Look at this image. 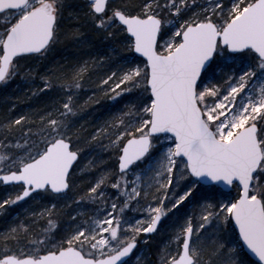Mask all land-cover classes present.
Listing matches in <instances>:
<instances>
[{
  "label": "snow or ice",
  "instance_id": "1",
  "mask_svg": "<svg viewBox=\"0 0 264 264\" xmlns=\"http://www.w3.org/2000/svg\"><path fill=\"white\" fill-rule=\"evenodd\" d=\"M85 23L107 38L122 32L128 49L126 67L99 81L112 100L129 95L127 110L87 138L115 153L117 167L88 160L87 171L99 174L68 201L72 216L61 232L56 197L77 179L76 99L90 64L39 73L32 95H63L0 124V183L20 189L0 200V211L38 196L49 203L29 216L45 225L33 232L21 221L0 233V264H128L140 233L147 243L190 202L198 214H184L161 264H264V0H0V84L34 80L36 69L20 61L43 57L62 36L82 40ZM85 201L99 207L81 219L76 205ZM128 210L145 215L130 222Z\"/></svg>",
  "mask_w": 264,
  "mask_h": 264
},
{
  "label": "trees",
  "instance_id": "2",
  "mask_svg": "<svg viewBox=\"0 0 264 264\" xmlns=\"http://www.w3.org/2000/svg\"><path fill=\"white\" fill-rule=\"evenodd\" d=\"M74 2L83 3V0H74ZM125 2L127 0H112L115 5ZM132 2H135V0H132ZM80 11L83 12V9L81 8ZM81 31L84 33V38L80 41L70 38L66 39L62 36L43 57L38 55L26 56L20 61L22 65H30L35 68L38 75L31 81H26L20 76H16L7 84H0V124L17 115L45 108L52 100L58 101V98L63 95V93L58 94L56 91L50 90H45L38 95H32L30 89L42 87L39 73H43L47 68L60 65L71 66L77 61L83 62L84 60H89L90 69L85 74V85L79 92V98L76 99V103L82 105L81 112L75 120V127L83 129L78 147H81L83 151L92 147L93 145L88 144L87 138L93 133L94 129L111 116L127 110L125 104L130 100L128 94H122L117 99L112 100L110 98L111 93H106L105 89L99 86L100 79H103L111 71L122 70L126 67L121 60V57L128 55V49L124 47L125 41L120 38L124 34L120 32L116 38H107L103 31H98L91 23H85ZM114 48L116 49L115 52L113 51ZM100 56L107 58L106 63L99 62L98 58ZM90 57H96L97 64L92 65ZM109 87H111V84H109ZM90 96L92 100L84 104V101L88 100ZM13 104H15V108H12ZM89 186L88 180L80 177L79 180H76L73 188L75 189V194L80 195L86 192ZM47 203H49L48 200ZM59 205L60 203H58V207ZM18 210L15 209L14 211L17 212ZM63 212L60 209L61 217H57L59 222H66L65 218L68 215H63ZM23 215L24 213H18V220L22 218L21 220L26 222ZM21 220L18 222H21ZM6 221L7 219L0 218V233L6 232L12 226L11 224L5 225ZM156 253L157 249L154 250L149 247L144 255L146 260L140 258L137 262H132L131 259L130 262L131 264H151V262L156 260Z\"/></svg>",
  "mask_w": 264,
  "mask_h": 264
},
{
  "label": "rangeland",
  "instance_id": "3",
  "mask_svg": "<svg viewBox=\"0 0 264 264\" xmlns=\"http://www.w3.org/2000/svg\"><path fill=\"white\" fill-rule=\"evenodd\" d=\"M59 100H60V97L58 98V102ZM102 143L107 144V140L105 139L104 141H102ZM93 157H95L96 159L99 170L114 169L117 167L116 161H115V154L113 152L108 151L107 149L102 151L100 147L93 144V146L90 147L88 150L83 151L82 158L80 159L79 166L75 173L77 177L76 180H79L80 177H83V178H86L88 182H90L94 176L99 174V171L97 169H92L91 172L87 171V168L89 167L87 162L90 158H93ZM138 167H142V166H138ZM81 169H85L86 171L81 172ZM19 190L20 189L18 185L4 186L0 183V200L7 198V196L9 195L17 194ZM233 191L235 190L233 189ZM152 192L154 194L155 189H152ZM199 195H202V194L198 193V196ZM76 196L77 195L75 194V189L73 188V190L68 192L67 195L56 197V201L60 203L58 207L59 210L62 209L64 211L63 215H68L65 218L66 222L64 221L59 222L61 232L67 226V221L72 216L73 205H69L68 201L70 200L74 201ZM45 202L47 203V201H44V200L42 201L41 198L38 196L28 198L25 201L17 202L14 205L6 206L3 211H0V218L7 219V221L4 223L5 225H8V224L12 225L13 223H17L18 221L22 219V218H19L18 220L19 216H17V214L24 213L23 218L26 219L25 223L30 224V228L33 232H39L40 228L45 225V221L41 220L38 223H32L29 213L38 211L39 207H42L44 204H46ZM144 206H145V201L141 199V201L139 202V207H144ZM76 207L85 212V217H81V219H84L87 216L89 217L93 216L95 208L99 207V205L93 204L90 201H85L82 205H76ZM137 207H138L137 205H133V208H137ZM15 209H19V210L15 212L14 211ZM185 213L187 214L197 213L198 214V209H196L194 204L191 202L188 205H185L184 208L180 210V213H174L172 216L168 217V219L164 220L160 228L153 235H150L147 237V243L144 242L145 234L140 233L138 237V239H140V244L135 253L136 255L135 256L133 255L131 258L132 262H135V261L137 262L138 257L139 259L142 258V260H146L144 256L145 252L147 249H149V247H151L154 250L157 249V253L155 255L156 260L155 262H151V264H161L160 256L164 250V247L169 242L171 237L175 234V230L179 226V224L183 223L185 219V215H184ZM142 215H145V213L128 210L126 218H128L130 222H134L135 219H138ZM59 217L61 216L59 215ZM177 217H179L178 220H177ZM56 219L58 218L56 217ZM211 231H212L211 228L207 230L208 233H211ZM8 247L15 248L16 241L15 240L11 241ZM4 248H5V244L2 241H0V251H3ZM172 251H175L174 246L172 247ZM128 264H131L130 260H128Z\"/></svg>",
  "mask_w": 264,
  "mask_h": 264
},
{
  "label": "flooded vegetation",
  "instance_id": "4",
  "mask_svg": "<svg viewBox=\"0 0 264 264\" xmlns=\"http://www.w3.org/2000/svg\"><path fill=\"white\" fill-rule=\"evenodd\" d=\"M44 201H47V199H45ZM87 217H89V216H87ZM144 235V234H143ZM153 235V234H152ZM139 240V243L138 244H140V239H138ZM131 258H129V259H127V260H130Z\"/></svg>",
  "mask_w": 264,
  "mask_h": 264
},
{
  "label": "water",
  "instance_id": "5",
  "mask_svg": "<svg viewBox=\"0 0 264 264\" xmlns=\"http://www.w3.org/2000/svg\"><path fill=\"white\" fill-rule=\"evenodd\" d=\"M136 55L138 56L139 54H136ZM4 185H5V184H4ZM134 251H135V250H134ZM130 256H131V255H130ZM130 256H129V257H130ZM253 259H256V258H255V257H253Z\"/></svg>",
  "mask_w": 264,
  "mask_h": 264
}]
</instances>
